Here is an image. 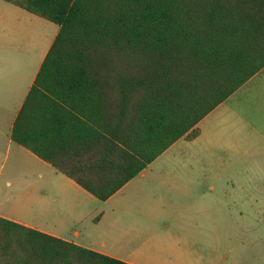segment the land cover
<instances>
[{"label": "trees", "instance_id": "16d2710c", "mask_svg": "<svg viewBox=\"0 0 264 264\" xmlns=\"http://www.w3.org/2000/svg\"><path fill=\"white\" fill-rule=\"evenodd\" d=\"M59 30L12 139L106 200L259 71L264 0H4ZM0 264H128L0 216Z\"/></svg>", "mask_w": 264, "mask_h": 264}, {"label": "crops", "instance_id": "0c3cea01", "mask_svg": "<svg viewBox=\"0 0 264 264\" xmlns=\"http://www.w3.org/2000/svg\"><path fill=\"white\" fill-rule=\"evenodd\" d=\"M34 16L0 0V157H12L19 207L15 216H0L128 264L221 263L212 241L216 246L225 240L228 199L235 202L238 191L229 196L217 174L149 167L170 160L164 151L99 200L12 139L14 121L59 30L42 24L36 35ZM236 212L242 216L241 208Z\"/></svg>", "mask_w": 264, "mask_h": 264}, {"label": "rangeland", "instance_id": "374dc122", "mask_svg": "<svg viewBox=\"0 0 264 264\" xmlns=\"http://www.w3.org/2000/svg\"><path fill=\"white\" fill-rule=\"evenodd\" d=\"M34 17L36 35L42 24L57 27ZM198 126L195 138L179 139L165 150L163 159L170 160H158L149 167L210 170V174L220 176L219 183L227 188L229 196L233 190L238 191L235 202L228 199V234L216 246L212 241V247L219 264H264V71L209 112ZM177 154L185 155L184 159ZM12 161L11 156L0 157V212L15 216L19 209L14 202L18 177L11 172ZM239 208L241 217L236 212Z\"/></svg>", "mask_w": 264, "mask_h": 264}]
</instances>
